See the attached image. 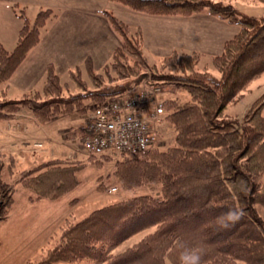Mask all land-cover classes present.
<instances>
[{
    "label": "trees",
    "instance_id": "trees-1",
    "mask_svg": "<svg viewBox=\"0 0 264 264\" xmlns=\"http://www.w3.org/2000/svg\"><path fill=\"white\" fill-rule=\"evenodd\" d=\"M113 1L153 15L190 16L206 11L237 24L239 30L214 56V72L207 68L197 71L201 55L195 51H174L162 59L163 66L191 72L178 74L186 80L173 84L177 87L174 91L185 90L188 96L182 99L173 94L158 102L173 128L174 144L120 155L114 169L124 189L147 186L150 193L114 201L81 218L66 220L58 243L37 264L86 260L102 264H264V218L256 206H264V92L241 117L224 111L251 81L264 74V15L243 13L231 0ZM105 13L122 40L103 71H97L92 59L87 58L84 67L69 70L70 81H63L49 63L41 90L11 98L2 85L39 43L47 21L56 16L53 9L43 8L31 23L24 9H19L23 24L15 47L9 50L0 42V120L25 109L41 124L48 123L58 114L83 112L81 102L91 92H95L91 95L96 100L88 110L96 113L116 96L134 89L130 84L114 87L105 79L116 82L136 75V63L150 65L143 51L142 31H133L113 12ZM92 83H97V88L91 91ZM1 155L9 157L6 163L11 175L17 166L14 155L0 148V223L16 205V187L3 179L6 163ZM84 167L78 159L52 157L21 170L15 181L30 192V203L42 199L56 202L80 185L78 173ZM149 228L154 230L132 245L110 252Z\"/></svg>",
    "mask_w": 264,
    "mask_h": 264
},
{
    "label": "rangeland",
    "instance_id": "rangeland-1",
    "mask_svg": "<svg viewBox=\"0 0 264 264\" xmlns=\"http://www.w3.org/2000/svg\"><path fill=\"white\" fill-rule=\"evenodd\" d=\"M231 3L236 9L243 13L255 16L264 15V2L260 0H231ZM84 5H92L93 7L107 9L114 12L115 15H119L122 20L133 26L142 22L143 18H145L144 16H152L134 11L121 3L110 0H85L80 3L75 1V8L78 9L77 7L79 6L82 13L85 12ZM9 9H12V11ZM122 9L125 10V13L122 12ZM55 10L58 14V16H56L58 17V20L55 23H52L51 26H67L69 20L67 11L58 8H55ZM18 12L19 10H16V8L8 5L6 2H0V37H3V35L7 33V30H10L15 24H18L21 28L23 20ZM27 15L29 16L31 23H33L36 12H30ZM79 17L81 20L84 16L79 15ZM118 43L120 44V42ZM14 46L15 44H12L7 47L9 50H12ZM148 57L150 65H145L143 63L135 64L136 66H134V70L136 75L119 78V80L117 79L116 82L112 83H109V80L103 76L104 79L106 78L105 82H108L106 84H114V87L130 84L135 86L134 88L136 89L124 93L125 95L143 89L152 92L156 99H160L161 94L166 91V88L175 90L177 87L173 84L177 81H182L183 84L186 80L185 76H180L178 74L191 73L190 71L182 72L177 68L176 70H172L169 66H163L162 60L158 63H154L157 58L149 52ZM108 59L107 62H111L112 56L108 57ZM130 64L133 65L134 61L131 60ZM102 66L103 64L97 63L96 70L99 72L103 71ZM204 66H208L211 69L210 71L214 72L212 56H203L196 66L197 71H203ZM83 73L86 77V72L84 71ZM60 76L63 81H70L67 71L60 72ZM44 81L45 79L42 78L32 91L42 89ZM137 81L139 84H137ZM6 84L7 82H5L2 87ZM96 88L97 83H92L91 87H89L91 91ZM83 92H87V94L89 93V91L86 90ZM263 92L264 74L260 78L251 81L247 88L242 90L238 96L227 104L224 109L225 114L241 117L246 108ZM91 94H95V92L89 93V97L83 99L81 102L84 109L83 112L74 111L67 114H58L51 120V122L42 125H36L35 122L29 121L25 119V117H20V121L23 122V127L29 129V133L26 134L25 132H22L21 137L19 135H14L13 133H11L12 138L10 139L3 137L4 130L2 127L7 124V120H0V148H2L8 155L9 153H12L17 159L15 173L11 175L8 171L9 164L6 163L9 161V157H3L1 155L2 161L6 163V167H4L3 170V179L10 183L13 182L16 187V191L13 193V196L16 199V205L15 208L9 212L6 221L0 223V264H37L43 259L46 251H49L58 243L62 229L63 227H66V220L81 218L91 210L114 201L150 193L147 186L131 190L124 189L121 186L114 174L116 163L122 158L121 156L112 155L107 157H90L81 147V139H83L84 136V126L86 125V121L95 114V112L88 110L89 106L96 100L94 95ZM21 95L22 92H19L16 88H12L9 91V97H20ZM178 95L183 99V96H188V93L181 89L180 94ZM1 99L2 98H0V100ZM157 101L159 102L158 99ZM18 113L24 114L29 112L23 109L13 114L12 117H16L15 115ZM9 123L12 126L15 125V123ZM42 126L47 130H51L56 139H50L44 129H41ZM8 129L10 130L11 128L8 127ZM73 132L75 133L74 136ZM159 134V142L152 149H166L168 146L174 144V131L167 120H163V126ZM26 136L27 139L22 140ZM32 139L41 140L42 143L45 144L44 147L34 145L35 142H33ZM33 149H43L47 152L48 157H62L65 158V161H70V159L81 160L85 167L80 173H78L81 179L80 185L60 201L55 202L50 201L49 199H42L34 204L30 203L28 200L30 192L15 180L19 177L21 170L32 167L33 163L30 160V153ZM48 157H45L44 159ZM263 178L264 176L262 179ZM99 186H101L100 189H98ZM111 187H116L117 190L110 192L109 188ZM256 206L259 214L264 218V206L260 204H257ZM153 230L154 228H149L133 235L115 246L110 252L114 253L122 251ZM75 264L102 263L86 260Z\"/></svg>",
    "mask_w": 264,
    "mask_h": 264
},
{
    "label": "crops",
    "instance_id": "crops-1",
    "mask_svg": "<svg viewBox=\"0 0 264 264\" xmlns=\"http://www.w3.org/2000/svg\"><path fill=\"white\" fill-rule=\"evenodd\" d=\"M75 1L80 3L85 0H0V2H6L8 5L13 6L16 10L24 9L27 14L30 12H36L37 14L40 9L51 8L55 15L58 16L55 10V8H58L66 10L69 15L67 26H51L52 23L58 20L56 16L47 21L46 26L41 31L39 43L29 51L21 65L16 69L10 79L6 81L7 84L4 88L7 96H9V91L12 88H16L19 92H22V95L11 98H21L25 93L34 92L32 90L35 85L42 78L46 79V69L49 63L54 65L59 75L60 72H69L70 69L76 66L84 67L87 58L92 59L95 69L97 63H101L103 66L108 63V57L112 56L113 50L121 44L122 40L105 13V11L109 10L93 7L92 5H84L85 12L82 13L79 6L77 7L78 9L75 8ZM9 10L12 11V9ZM124 11L122 9L123 13H125ZM79 15H83L84 17L80 20ZM148 15L152 16H144L143 21H138L139 23L137 25L127 24L133 31L137 28L141 29L143 51L148 61V52L156 56L157 59L154 63H158L174 51H195L201 55L199 62L205 55L212 56L213 61L214 56L222 52L226 40L232 38L239 30L237 24L229 23L206 11L194 13L190 16ZM117 17L120 18L119 15ZM19 29L20 26L15 24L10 30H7V33L3 37H0V42L7 49H9L7 47L9 45H16ZM204 68H208L209 71L211 70L208 66H204ZM173 94H180V90L174 91L166 88V91L161 94L160 98ZM157 99L159 100V98ZM15 116L8 119L6 121L7 124L2 127L4 130L3 137H7V139L12 138L11 133L19 135L20 137L22 132L29 133V129L23 127V122L20 121V117H25V119L35 122L36 125H42L30 113H18ZM9 122L15 123V125L12 126ZM162 126L163 122L159 126V132ZM8 127L11 129L9 130ZM41 129H44L50 139H56L51 130H47L43 126ZM74 134L73 132V136ZM24 139H27V136L22 140ZM32 141L35 142L34 145L36 146L44 147L45 145L39 139H32ZM43 149L30 150V160L33 163L32 167L52 158L50 156L48 157L47 152ZM45 157L48 158L44 159Z\"/></svg>",
    "mask_w": 264,
    "mask_h": 264
},
{
    "label": "built area",
    "instance_id": "built-area-1",
    "mask_svg": "<svg viewBox=\"0 0 264 264\" xmlns=\"http://www.w3.org/2000/svg\"><path fill=\"white\" fill-rule=\"evenodd\" d=\"M163 120L152 92L140 89L118 95L86 121L81 147L95 156L143 153L158 144Z\"/></svg>",
    "mask_w": 264,
    "mask_h": 264
},
{
    "label": "clouds",
    "instance_id": "clouds-1",
    "mask_svg": "<svg viewBox=\"0 0 264 264\" xmlns=\"http://www.w3.org/2000/svg\"><path fill=\"white\" fill-rule=\"evenodd\" d=\"M191 258L193 261H195L197 259V257L195 255H193Z\"/></svg>",
    "mask_w": 264,
    "mask_h": 264
},
{
    "label": "bare ground",
    "instance_id": "bare-ground-1",
    "mask_svg": "<svg viewBox=\"0 0 264 264\" xmlns=\"http://www.w3.org/2000/svg\"><path fill=\"white\" fill-rule=\"evenodd\" d=\"M117 97V96H116Z\"/></svg>",
    "mask_w": 264,
    "mask_h": 264
}]
</instances>
